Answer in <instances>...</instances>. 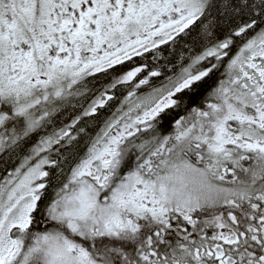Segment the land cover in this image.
Returning <instances> with one entry per match:
<instances>
[{
  "label": "snow or ice",
  "instance_id": "6c2138e0",
  "mask_svg": "<svg viewBox=\"0 0 264 264\" xmlns=\"http://www.w3.org/2000/svg\"><path fill=\"white\" fill-rule=\"evenodd\" d=\"M0 264H264V0H0Z\"/></svg>",
  "mask_w": 264,
  "mask_h": 264
}]
</instances>
